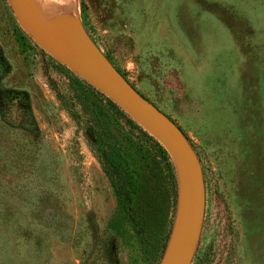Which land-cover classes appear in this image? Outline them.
<instances>
[{
    "label": "rangeland",
    "instance_id": "1",
    "mask_svg": "<svg viewBox=\"0 0 264 264\" xmlns=\"http://www.w3.org/2000/svg\"><path fill=\"white\" fill-rule=\"evenodd\" d=\"M66 1L48 9H75L200 161L205 212L191 264H264V0ZM109 101L41 49L0 0V264H132L135 247L109 228L117 198L101 159L112 141L130 161L134 210L159 228L145 264H160L176 170Z\"/></svg>",
    "mask_w": 264,
    "mask_h": 264
},
{
    "label": "water",
    "instance_id": "2",
    "mask_svg": "<svg viewBox=\"0 0 264 264\" xmlns=\"http://www.w3.org/2000/svg\"><path fill=\"white\" fill-rule=\"evenodd\" d=\"M8 2L20 27L41 49L119 106L168 153L179 197L160 264H191L204 220L205 184L200 161L181 129L115 69L77 16L55 14L50 21L34 0Z\"/></svg>",
    "mask_w": 264,
    "mask_h": 264
},
{
    "label": "trees",
    "instance_id": "3",
    "mask_svg": "<svg viewBox=\"0 0 264 264\" xmlns=\"http://www.w3.org/2000/svg\"><path fill=\"white\" fill-rule=\"evenodd\" d=\"M85 30L92 39L88 30ZM122 115L127 123H133L126 115L123 113ZM157 146L159 147L158 144ZM105 148L102 153L101 164L117 198V213L109 222V228L116 231L120 230L121 233L124 232L125 237H127L126 243H131V246L135 247L131 263L145 264L155 249V243L157 245L161 239L159 228L152 224L149 217H138L134 210L136 181L134 175L129 172L130 161L126 160L128 158L126 153L122 152L120 145H116L114 141L106 143ZM159 148L165 155L163 149ZM203 176L205 178L204 172Z\"/></svg>",
    "mask_w": 264,
    "mask_h": 264
},
{
    "label": "bare ground",
    "instance_id": "4",
    "mask_svg": "<svg viewBox=\"0 0 264 264\" xmlns=\"http://www.w3.org/2000/svg\"><path fill=\"white\" fill-rule=\"evenodd\" d=\"M34 1L37 4L38 8L43 12V14L46 17V19H48L50 21L52 20V17L55 14H58V13H54L51 10L52 9V4H58V5H61L63 7H66L67 5H69L66 0H34ZM50 7H51V9H48ZM67 15H71L73 17H76V11H75V9H74L73 13H70L69 12V14H67Z\"/></svg>",
    "mask_w": 264,
    "mask_h": 264
}]
</instances>
